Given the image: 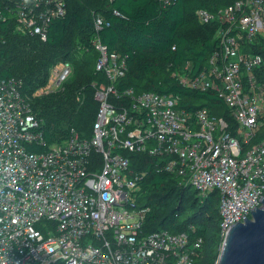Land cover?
<instances>
[{
	"label": "built area",
	"instance_id": "2783aa9c",
	"mask_svg": "<svg viewBox=\"0 0 264 264\" xmlns=\"http://www.w3.org/2000/svg\"><path fill=\"white\" fill-rule=\"evenodd\" d=\"M66 12V0H0V52L1 23L46 39L50 22ZM197 18L218 22L219 47L202 71L174 74L193 90L214 91L228 117L184 108L178 95L119 88L126 57L102 42L99 32L111 22L100 14L92 43L108 81L96 86L90 137L71 128L66 139L49 143L32 108L33 97L63 86L73 72L69 61L52 66L32 95L21 80L0 74V264H194L202 236L144 231L149 207L137 195L147 171L135 170L126 152L158 158L157 171L200 196L217 190L223 239L262 206L264 83L257 71L264 56L248 48L264 35V0L200 8Z\"/></svg>",
	"mask_w": 264,
	"mask_h": 264
},
{
	"label": "trees",
	"instance_id": "16d2710c",
	"mask_svg": "<svg viewBox=\"0 0 264 264\" xmlns=\"http://www.w3.org/2000/svg\"><path fill=\"white\" fill-rule=\"evenodd\" d=\"M234 1L176 0L163 6L160 0H66V14L50 22L46 39L17 30L13 23H1L5 43L0 52V74L21 80L23 92L32 95L47 84L52 66L69 61L73 72L63 86L33 97L32 108L42 119L49 143L66 139L71 128L90 137L99 110L96 86L108 81L105 72L97 69L100 54L92 43L94 17L100 14L111 22L99 32L102 42L111 52L126 57V72L117 81L119 88L178 95L184 108L207 107L228 117L229 108L214 91L184 86L174 72L195 75L208 66L210 55L219 47V24L199 22L197 11H217ZM248 50L264 56V35L250 42ZM262 67L257 74L264 83ZM126 154L135 170L147 171L137 195V203L149 207L144 231L166 229L202 236L204 242L194 264H217L223 243L219 192L200 196L195 190L189 194L191 187L181 186L176 175L157 171L158 158Z\"/></svg>",
	"mask_w": 264,
	"mask_h": 264
},
{
	"label": "water",
	"instance_id": "95a60500",
	"mask_svg": "<svg viewBox=\"0 0 264 264\" xmlns=\"http://www.w3.org/2000/svg\"><path fill=\"white\" fill-rule=\"evenodd\" d=\"M262 206L225 235L217 264H264V197Z\"/></svg>",
	"mask_w": 264,
	"mask_h": 264
},
{
	"label": "rangeland",
	"instance_id": "374dc122",
	"mask_svg": "<svg viewBox=\"0 0 264 264\" xmlns=\"http://www.w3.org/2000/svg\"><path fill=\"white\" fill-rule=\"evenodd\" d=\"M194 192H195V187L194 186H191L190 191H189V194H192Z\"/></svg>",
	"mask_w": 264,
	"mask_h": 264
}]
</instances>
